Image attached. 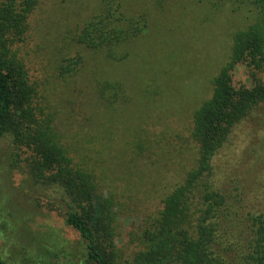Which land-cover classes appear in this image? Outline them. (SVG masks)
<instances>
[{"label": "rangeland", "instance_id": "rangeland-1", "mask_svg": "<svg viewBox=\"0 0 264 264\" xmlns=\"http://www.w3.org/2000/svg\"><path fill=\"white\" fill-rule=\"evenodd\" d=\"M100 1L37 0L18 46L35 105L94 175V194L112 199L117 254L130 258L146 220L193 166V112L210 97L233 33L257 14L229 0H122L126 13H145L147 26L117 47L123 58L111 60L76 40ZM233 79L252 84L241 64ZM28 158L0 137V255L13 264H77L81 243L64 222L63 192L36 183ZM211 164L229 198L240 192L264 213V103L232 127Z\"/></svg>", "mask_w": 264, "mask_h": 264}, {"label": "trees", "instance_id": "trees-1", "mask_svg": "<svg viewBox=\"0 0 264 264\" xmlns=\"http://www.w3.org/2000/svg\"><path fill=\"white\" fill-rule=\"evenodd\" d=\"M229 1L235 8L250 6L257 18L233 33L230 56L211 80L210 97L193 112V166L146 220L138 249L121 258L112 199L94 194V175L73 160L34 102L36 91L18 44L37 0H0V137L29 151L28 170L36 183L63 192L64 222L81 243L77 264H264V213L253 211L240 192L229 198L212 177V158L232 127L264 103V0ZM146 26L145 13H126L122 0H101L76 40L116 60L125 56L117 47L143 34ZM239 64L247 68L251 86L236 85ZM0 264L13 263L0 255Z\"/></svg>", "mask_w": 264, "mask_h": 264}]
</instances>
